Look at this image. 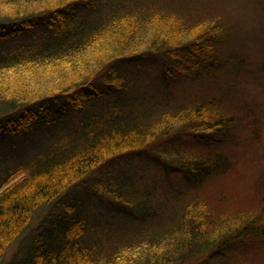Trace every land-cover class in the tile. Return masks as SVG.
Listing matches in <instances>:
<instances>
[{
    "label": "trees",
    "instance_id": "trees-1",
    "mask_svg": "<svg viewBox=\"0 0 264 264\" xmlns=\"http://www.w3.org/2000/svg\"><path fill=\"white\" fill-rule=\"evenodd\" d=\"M255 2L264 11V0ZM205 7L186 0H0L1 37L34 26L43 32L41 40L0 50V77L52 70L61 77L49 90L0 102V155L19 160L0 169V264L13 242L35 232L11 264H240V249L264 242V182L260 211L239 219L215 215L198 199L234 167L225 146L248 148L262 137V116L238 87L240 78L264 79V61L248 59L255 36L264 50V15L243 32L231 6ZM92 56L97 60L79 76ZM144 62H160L165 83L171 76L201 85L210 69L214 79L223 73L225 84L207 96L195 88L167 97L163 86L143 96L146 102L127 91L131 72H142L133 66ZM113 93H120L116 101L88 113L92 99ZM235 94L238 109L220 110ZM68 109L81 113L79 125L46 149L28 155L4 142L5 135L34 139L41 124L61 121ZM135 160L152 174L131 166ZM84 198L117 211L92 221L71 205ZM40 207L51 212L32 227Z\"/></svg>",
    "mask_w": 264,
    "mask_h": 264
},
{
    "label": "rangeland",
    "instance_id": "rangeland-1",
    "mask_svg": "<svg viewBox=\"0 0 264 264\" xmlns=\"http://www.w3.org/2000/svg\"><path fill=\"white\" fill-rule=\"evenodd\" d=\"M186 1H188L189 4L195 3L197 9H200V6H206L202 11L209 10V13L213 11L212 9L225 10V6H231L228 11L232 15V18L241 24L240 27L243 32L247 28L248 30L251 29V24H255L256 20H261L264 15V11L260 12V3L255 2V0ZM191 8L194 9V7ZM233 20L232 24H234ZM36 28L37 27L35 26L31 27L30 29L20 32L13 37L4 38L0 36V50L13 51L22 44L41 40L43 37V32L41 30H37ZM251 40V48L248 49L251 55L247 53V55H250L248 59L251 58L252 61H264V50L260 44V37L255 36ZM96 58L92 56V58L89 60L90 64L88 63V65L85 64L81 67L79 70V76H84L87 74L92 60H97ZM232 66L235 65L230 63V68ZM133 68L142 72L139 74L134 71L131 72L134 76L132 79L130 77L129 78L132 81L131 83L133 84V87L127 91L130 93L131 97L139 96L141 100L143 99L146 102H148V100H145L143 96H150V92H161L163 86H165L167 97L172 95L186 96L189 95L195 88H197L198 92H201V94L207 96L216 90L214 88L217 87V83H219V85L225 84L223 80L225 78L221 76L223 73L212 72L213 75L211 76L219 77L218 79H214L209 76V74H211L210 69H208V74H204L202 84L199 85L197 83H188L183 78L176 79L171 76L168 77V80H166L165 83L162 78L164 69L160 62H144L143 66L134 65ZM22 74H20V76H12L9 81H6L7 78H5L4 75L0 77V102H7L10 97L15 96H18L21 99L27 94L36 92L37 88H46V90H49L61 80V77L53 70L42 76H40L41 74L33 76L28 71L25 72V74ZM47 74L52 76V78L42 79ZM233 76H236L235 73L232 74V77ZM240 80L241 81L238 89L242 87L248 91L247 96L250 98L255 107H257L259 113L262 116V123L260 125L262 137L258 141L254 142L252 146L249 145L248 148L245 146H238L235 148L230 147L229 145L225 146L226 151L233 156L235 162L234 167L232 166V168L224 176L213 179L207 185L205 184L206 186L201 189L199 192L200 194L198 195V199L201 202L205 201L206 203L209 202L211 204L213 210L215 211V215H221L224 217L228 216L229 218L236 219L242 218V216L246 215L249 216L254 210L260 211V208L263 205H260L261 203L259 201V198L261 197L259 187L260 181L264 182V79L251 82H247V80L244 78H240ZM19 81L24 82V87H20L22 85L21 83H18ZM37 81H40L39 85L37 83V85L34 84V82ZM11 85H13V87ZM46 90L42 91L40 95ZM236 94L229 95L226 98L224 97L225 99L220 105V110L234 111L235 107L238 109L240 96ZM119 95L120 93H113L111 96L107 98L103 97L101 100L92 99L91 103L87 104L86 106L88 108V113L90 111L95 113L100 108L108 106L114 99L116 101ZM81 118V113L72 109H68L66 116L63 117L61 121L50 122V125L41 124L40 130L32 132L34 134V139L32 136L28 140H24L23 137L11 138L12 135H10L8 138V135H5L4 138L6 141L4 142L8 143L11 141L14 144V150L17 149L22 153L25 152L26 154L30 155L32 152H36L41 148L45 147L44 149H46L48 145H52L57 139H61L65 135L74 131V129L79 125ZM44 144L45 146H43ZM258 156H260V158ZM18 161L19 160H16L13 156H6L4 158L3 153L0 155V169H4V164L8 166L19 164L17 163ZM123 163L120 162L118 167L124 169ZM131 166L138 170L145 171H148L151 168V166L146 167L139 160H135ZM124 170L128 171L127 169ZM152 171H148L146 173L152 174ZM17 178L12 180L6 187L14 183ZM71 205H78L79 213H85L92 221H100L103 219L100 217V213H115V211H117V209L113 211V208L110 205L103 209L99 202H96L95 200L93 201L90 198H84L82 201L73 202ZM168 211H170V209H168ZM50 212L51 209L48 207H40L31 221L32 227H37L38 223L43 219V217H45V215ZM52 214L53 216L55 215V213ZM262 215L264 216V214ZM47 222L48 221L46 220L44 224L47 225ZM41 224L38 226V228L41 227ZM45 225L43 226V229ZM36 233L37 232L32 235L30 234L31 236L28 235V237L24 236L21 239L19 238L13 242L7 249L3 264H11L13 260L21 259L23 257L22 253L25 252L29 242L32 241L31 237ZM240 250L238 253H242V255H237V258L235 259L238 263L264 264V242H261V244L259 243L258 245L254 244L248 247L245 251Z\"/></svg>",
    "mask_w": 264,
    "mask_h": 264
}]
</instances>
